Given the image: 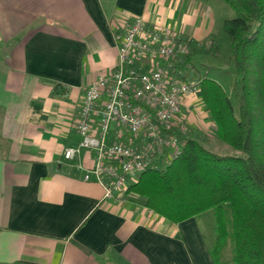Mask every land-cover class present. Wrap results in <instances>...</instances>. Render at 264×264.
Here are the masks:
<instances>
[{"label":"crops","instance_id":"1","mask_svg":"<svg viewBox=\"0 0 264 264\" xmlns=\"http://www.w3.org/2000/svg\"><path fill=\"white\" fill-rule=\"evenodd\" d=\"M135 15L213 32L208 0H0V264H214L209 210L172 222L104 197L83 178L92 153L63 155L85 87L111 69Z\"/></svg>","mask_w":264,"mask_h":264},{"label":"trees","instance_id":"2","mask_svg":"<svg viewBox=\"0 0 264 264\" xmlns=\"http://www.w3.org/2000/svg\"><path fill=\"white\" fill-rule=\"evenodd\" d=\"M222 1L233 10L223 22L232 93L208 74L213 65L197 61L219 57L215 33L181 34L188 47L182 64L198 83L212 136L233 152L207 148V133L188 123L180 151L157 155L122 196L172 222L209 210L214 264H264V0Z\"/></svg>","mask_w":264,"mask_h":264},{"label":"built area","instance_id":"3","mask_svg":"<svg viewBox=\"0 0 264 264\" xmlns=\"http://www.w3.org/2000/svg\"><path fill=\"white\" fill-rule=\"evenodd\" d=\"M114 36L116 61L85 87L75 122L80 138L63 155L90 151L93 164L83 178L100 183L104 197L123 198L157 155L180 151V136L194 122L185 107L202 102L182 64L188 47L177 30L135 15Z\"/></svg>","mask_w":264,"mask_h":264},{"label":"rangeland","instance_id":"4","mask_svg":"<svg viewBox=\"0 0 264 264\" xmlns=\"http://www.w3.org/2000/svg\"><path fill=\"white\" fill-rule=\"evenodd\" d=\"M208 1L211 4L214 12L213 33H215L218 39L220 55L217 58L206 56L204 59H201V57H198L197 61L201 60L204 63L213 65L207 69L208 74L217 79L227 90V92L231 94V72L223 70L227 68L226 56L228 54L227 36L223 31V22L224 19L229 18L233 15V10L222 0ZM214 65L218 66L219 68L214 67ZM202 104H200L197 100L195 101L193 99L191 109L194 112L192 113L194 123H192L199 126V129H202L208 135V139L205 141V146L211 150L220 153L233 152V149L230 146L217 139H214V137L212 136L214 124L210 121L208 117L205 116L207 112ZM185 129H187V127Z\"/></svg>","mask_w":264,"mask_h":264}]
</instances>
